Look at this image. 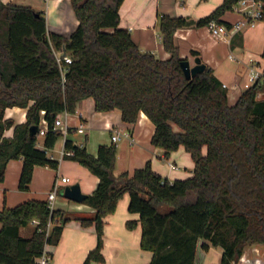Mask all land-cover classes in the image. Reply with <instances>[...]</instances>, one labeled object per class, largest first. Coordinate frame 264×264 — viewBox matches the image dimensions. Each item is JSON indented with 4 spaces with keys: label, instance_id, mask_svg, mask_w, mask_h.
I'll return each mask as SVG.
<instances>
[{
    "label": "trees",
    "instance_id": "trees-1",
    "mask_svg": "<svg viewBox=\"0 0 264 264\" xmlns=\"http://www.w3.org/2000/svg\"><path fill=\"white\" fill-rule=\"evenodd\" d=\"M122 1L71 0L78 23L65 34L48 29L43 10L0 0V180L11 158L23 159L22 189L29 187L36 164L58 167L59 160L48 153L61 135L53 128L55 117L63 109L75 111L81 98L93 96L97 110L118 106L122 118L130 122L143 110L155 124L152 143L166 153L183 144L195 161L193 172L171 179L147 160L132 174L125 170L115 175V142L100 143L92 153L67 137L65 146L73 149L68 156L99 177L84 198L95 208L94 214L77 217L83 226L94 224L97 231V243L81 264L105 260V217L125 192L130 196L128 209L139 213L126 225H140V244L153 251L151 260L140 264H197L200 238L203 247L223 248L220 264H238L246 244H264V95H259L264 77L260 75L231 103L210 64L186 76L181 60L187 56L181 55L174 35L179 26L204 25L211 19L229 25L222 15L238 0H222L197 18L161 12L162 41L170 52L165 58L143 50L130 29L120 25ZM64 50L71 61L58 60V52ZM191 52L200 54L197 48ZM9 105L27 106L26 120L5 117ZM42 116L48 128L40 143ZM32 124H37L33 134ZM11 125L13 134L5 135ZM33 218L38 221L32 233L21 234L20 227ZM69 218L42 198L3 205L0 263L35 264L46 244L60 240Z\"/></svg>",
    "mask_w": 264,
    "mask_h": 264
},
{
    "label": "crops",
    "instance_id": "crops-1",
    "mask_svg": "<svg viewBox=\"0 0 264 264\" xmlns=\"http://www.w3.org/2000/svg\"><path fill=\"white\" fill-rule=\"evenodd\" d=\"M2 1L30 4L38 10H43L49 30L70 34L78 23L71 0ZM221 1L123 0L119 9L120 25L130 29L132 37L143 50H151L165 58L170 52L162 41L159 14L168 12L172 15L184 14L197 18L209 13ZM222 17L232 22L240 19L242 15L233 9L226 11ZM174 35L182 56H187L191 63H194L196 55L191 49L197 48L202 61L213 66L215 74L226 83L231 103L253 83L249 79L251 66L258 68L260 75L264 77V19H256L254 24L246 23L233 34L221 37L214 36L207 24L179 26ZM259 95H264V90L260 91ZM26 111L27 106L9 105L4 109V116L12 117L15 122H22L26 120ZM80 114L86 123L85 131H72L67 137L85 144L92 153L97 152L100 143L115 142V175L125 170L132 174L136 167L143 166L147 160H150L156 171L171 179L192 174L195 161L183 144L166 153L163 147L152 143L155 124L143 110H140L136 121H126L122 118L120 107L97 110L94 97L89 95L77 101L75 111H69L67 118L71 124H77ZM116 128L130 129L131 136L121 134L119 138L112 139L111 135ZM13 131L14 125H11L5 129L4 134L11 136ZM42 138L43 136L39 139L40 143ZM64 146L65 138L60 135L53 147L48 149L50 156L59 160L58 167L36 164L27 189L19 187L23 159H9L4 179L0 180V208L5 204L15 205L28 198L48 199L54 180L57 177L61 179L63 175L68 176L69 180H60L61 188L67 183L78 181L84 192H91L97 186L98 175L76 159L70 158L69 154L62 153ZM63 189L60 193H63ZM129 198V193L125 192L116 209L106 215L102 249L105 260H95L92 264H140L151 260L153 251L143 248L140 244L141 226L129 228L126 225L128 218L139 216L137 211L128 209ZM54 207L68 210L70 218L64 224L60 240L45 246L49 254V264H81L88 251L97 243V231L94 224L83 226L77 217L93 215L95 208L84 200L78 201L58 194L54 198ZM36 223L37 221L32 219L28 224L21 226V234L30 235ZM203 240L199 239L197 264H220L223 248L212 244L203 247ZM241 257L249 264H264V244H246Z\"/></svg>",
    "mask_w": 264,
    "mask_h": 264
},
{
    "label": "built area",
    "instance_id": "built-area-1",
    "mask_svg": "<svg viewBox=\"0 0 264 264\" xmlns=\"http://www.w3.org/2000/svg\"><path fill=\"white\" fill-rule=\"evenodd\" d=\"M233 9L241 13L242 17L240 19L232 21L229 25L224 22H219L215 19H211L207 23L209 30L214 36L221 37L224 35L233 34L235 31H237L239 28H241L246 23L254 24L255 20L261 18L262 16V9H263L262 1L261 0H238V2L234 4ZM62 59L64 61L69 62L72 60V56L68 54L67 52L64 53V52L59 51L58 60L61 61ZM259 76H260V72L258 68H256L255 66H251L250 72H249V79L251 80V82H254ZM223 85L226 86V83L224 82ZM44 111L45 110L42 109V112ZM68 114H69V110L67 109H63L59 111L55 117V121L53 124V128L59 129L61 131V135L64 136L65 140L70 132L72 131L84 132L86 129V123L83 120L82 114L79 115L80 120L77 124H71V122L67 118ZM40 125H41L40 130L37 133L38 137L39 136L42 137L48 128V120L46 117L44 116L41 117ZM121 134H124L126 136H131V130L130 129L122 130L120 128H116L115 131L111 135L112 139L115 140L119 138ZM62 153L72 154L73 149L67 148L66 146H64L62 149ZM60 180L68 181L69 177L66 175H63L61 179L57 177L54 180L52 188L50 189L49 194H48V199H47L49 206L51 208L54 207V198L56 196V193L59 190H62ZM33 220L38 221V219L36 218H33ZM50 225H51V221L48 222L47 230L49 229ZM36 264H49V254L46 252L45 249L40 255L37 256ZM238 264H240L239 261H238Z\"/></svg>",
    "mask_w": 264,
    "mask_h": 264
},
{
    "label": "water",
    "instance_id": "water-1",
    "mask_svg": "<svg viewBox=\"0 0 264 264\" xmlns=\"http://www.w3.org/2000/svg\"><path fill=\"white\" fill-rule=\"evenodd\" d=\"M65 53V50H64ZM195 62L191 63L189 58H183L181 60V65L184 69V72L187 77H190L197 71H201L205 68L206 62L202 61L201 57L199 55L195 56ZM37 130V124H32L30 126V133L33 134ZM63 194L69 198L82 201L87 196V192H84L81 188V185L78 181L67 183L64 186Z\"/></svg>",
    "mask_w": 264,
    "mask_h": 264
},
{
    "label": "rangeland",
    "instance_id": "rangeland-1",
    "mask_svg": "<svg viewBox=\"0 0 264 264\" xmlns=\"http://www.w3.org/2000/svg\"><path fill=\"white\" fill-rule=\"evenodd\" d=\"M45 13V12H44ZM41 138V136H39V139ZM64 188V187H63ZM62 188V189H63ZM60 191L61 190H59L56 194H58L59 196H63V197H65V198H69V197H67V196H65L63 193H60ZM64 211H65V214L68 216L69 214V212H68V210H66V209H64V208H62ZM239 262H240V264H249V263H247V262H245V259H243L242 257L239 259Z\"/></svg>",
    "mask_w": 264,
    "mask_h": 264
}]
</instances>
